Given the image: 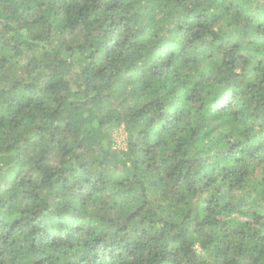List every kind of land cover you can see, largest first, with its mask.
Returning a JSON list of instances; mask_svg holds the SVG:
<instances>
[{
	"label": "trees",
	"instance_id": "1",
	"mask_svg": "<svg viewBox=\"0 0 264 264\" xmlns=\"http://www.w3.org/2000/svg\"><path fill=\"white\" fill-rule=\"evenodd\" d=\"M0 264H264V0H0Z\"/></svg>",
	"mask_w": 264,
	"mask_h": 264
},
{
	"label": "rangeland",
	"instance_id": "2",
	"mask_svg": "<svg viewBox=\"0 0 264 264\" xmlns=\"http://www.w3.org/2000/svg\"><path fill=\"white\" fill-rule=\"evenodd\" d=\"M116 144L120 147L125 146V132L123 129H119L115 133Z\"/></svg>",
	"mask_w": 264,
	"mask_h": 264
}]
</instances>
